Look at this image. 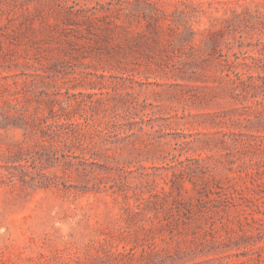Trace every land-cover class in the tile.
<instances>
[{
  "label": "rangeland",
  "instance_id": "obj_1",
  "mask_svg": "<svg viewBox=\"0 0 264 264\" xmlns=\"http://www.w3.org/2000/svg\"><path fill=\"white\" fill-rule=\"evenodd\" d=\"M0 264H264V0H0Z\"/></svg>",
  "mask_w": 264,
  "mask_h": 264
}]
</instances>
